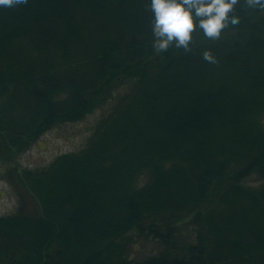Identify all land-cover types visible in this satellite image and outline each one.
Segmentation results:
<instances>
[{
  "label": "trees",
  "instance_id": "16d2710c",
  "mask_svg": "<svg viewBox=\"0 0 264 264\" xmlns=\"http://www.w3.org/2000/svg\"><path fill=\"white\" fill-rule=\"evenodd\" d=\"M229 15L238 23L220 38L197 29L188 50L150 57V0L0 8V159L95 118L81 149L8 171L22 206L0 216V264H184L166 252L136 261L128 246L209 206L202 224L219 239L189 264H264V183L244 185L264 177V6L236 0ZM131 27L148 35L144 48Z\"/></svg>",
  "mask_w": 264,
  "mask_h": 264
},
{
  "label": "rangeland",
  "instance_id": "374dc122",
  "mask_svg": "<svg viewBox=\"0 0 264 264\" xmlns=\"http://www.w3.org/2000/svg\"><path fill=\"white\" fill-rule=\"evenodd\" d=\"M126 23L128 22L126 21ZM228 25L229 22L226 24L225 28H228ZM129 32L130 34L138 33L139 35L132 36L129 41L137 43L136 38L140 37L139 42L142 43L140 47L144 48V38H147L148 35H145V32L140 27H131ZM195 40L196 36L193 37L192 41ZM209 40L211 39L207 38L206 41ZM192 41L190 42V45H196V43ZM173 44L175 45V42H173ZM161 53L162 52L154 50L153 52H150L148 56L154 57ZM225 104L229 103L225 102ZM230 109L231 108L228 110L233 111ZM94 123L95 118L90 115L84 120L76 123L66 122L58 124L35 141L28 150L19 154L11 163L8 164L6 161L0 159V216L14 213L22 206L19 202L18 194L12 185L11 177L8 173L9 170H13V168L16 167L12 172L15 171L22 173L26 168L40 169L49 166L50 163L60 154L81 149L86 145V141L90 135L89 129ZM244 182V185L259 187L264 183V177H261L258 172H252L247 178H245ZM25 207L32 208L31 210L34 212H37L39 208L37 201L33 198H28ZM210 208L211 207L209 206L202 209L199 216L195 215L190 219L182 220L178 227H176L175 230H172L168 237L159 233L154 234V231H150L145 235L138 234L135 237L136 239L134 240L135 242L133 246H131V243L128 246V252H130L131 258L139 261L147 256H153L160 253H162L160 254V256H162L163 253L166 252V255L179 258L184 264H189L192 259H195V252L199 249V246L206 245L207 243H215L219 239L220 233L217 230H213L202 224V220L205 219L207 221L208 216H210ZM209 223L210 221H208L206 225ZM147 231L148 230H146V232ZM153 235L158 238L153 239ZM167 238H171V242L163 241ZM210 248L212 247L210 246ZM77 249L78 247L76 250ZM244 262V258H240V260H237L233 264H244Z\"/></svg>",
  "mask_w": 264,
  "mask_h": 264
},
{
  "label": "clouds",
  "instance_id": "9594fccd",
  "mask_svg": "<svg viewBox=\"0 0 264 264\" xmlns=\"http://www.w3.org/2000/svg\"><path fill=\"white\" fill-rule=\"evenodd\" d=\"M19 0H0V8H10ZM264 6V0H257ZM236 0H150L153 11L152 31L155 36L154 48L157 52L167 50L173 42L177 47L189 49L194 30H202L209 39H218L222 30L231 20L229 15ZM204 59L214 61L210 51L204 52Z\"/></svg>",
  "mask_w": 264,
  "mask_h": 264
}]
</instances>
